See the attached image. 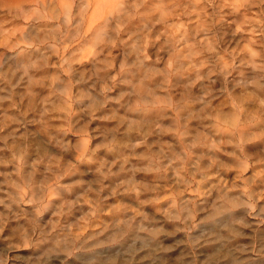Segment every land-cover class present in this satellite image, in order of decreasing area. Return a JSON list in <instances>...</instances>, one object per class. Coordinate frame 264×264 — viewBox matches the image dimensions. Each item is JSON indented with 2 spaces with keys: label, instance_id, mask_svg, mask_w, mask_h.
I'll return each mask as SVG.
<instances>
[{
  "label": "rangeland",
  "instance_id": "rangeland-1",
  "mask_svg": "<svg viewBox=\"0 0 264 264\" xmlns=\"http://www.w3.org/2000/svg\"><path fill=\"white\" fill-rule=\"evenodd\" d=\"M222 1L224 0H216L214 8H207L209 16H212L213 12L216 13L212 21L216 26L207 33L209 43L215 37L216 43L214 45L211 43L215 53H204L193 61V63L198 60L207 61L209 67L203 68L199 75L210 78L197 83L190 90L193 94L187 97L189 107L181 121L184 122V117L192 115L187 129L192 136L198 131L214 133L210 128L214 121L201 119L200 115L219 114L227 118L240 108L249 118L253 115L258 118V122L247 128H256L254 135L262 137L264 37H257L256 45L253 46L249 43L251 37L244 33L232 32L233 20L236 17L229 13L226 7L222 8ZM155 3L156 0H150V5ZM45 6V9L41 8L40 0H0V251L4 254V264H87L93 256L105 257L109 254L126 256L121 249L125 245H129L128 247L140 254L141 245L136 234L126 238L122 236L125 239L116 243L109 239L112 229L107 228L112 227L116 219H133L135 223L140 219V214L124 210L139 209L140 204L134 194L123 191L121 183L128 185L143 183L149 186L159 184L161 189L173 188V191H183V186H176V175L182 166L186 167L187 171L181 172L180 175L186 183L192 184V190L182 196L183 201L189 200L190 204L196 202L201 208L193 211L195 213L193 219L187 223L185 221V228L175 231L174 241L166 239L165 245L171 247L176 244L185 253L181 262L174 259L182 257L183 253L178 254V257L171 255L168 261L174 264H206L209 249L202 247L204 245L202 239L193 246L189 247L187 244L191 236L204 235L209 219L215 224L221 222L220 216L213 219L205 217L210 205L216 201L218 192H233L235 196L241 197L242 188L247 192L254 189V194L263 199V203H258L257 208L264 214V177L259 178V175L264 174L263 147L260 145L253 147L251 142L243 145L248 167L241 173L240 169L243 166H237L236 160L227 154L218 159L210 157L206 152L195 150L188 146L187 142H184L183 148L179 147L174 135L177 134V130L179 133L180 126L173 119L172 112L162 111L154 113L152 119L163 127L148 136L147 144L153 145L152 148L155 147L156 151L160 149V153L151 159L154 167L157 166L155 160L161 159V148L165 145L171 146L170 150L164 148L166 158H163L159 165L165 167L171 163L166 179H157V175L141 171L146 170L147 166L141 159H128L134 155L129 154L132 153L130 148L122 151L127 156L128 163L124 165L125 171H119L117 164L119 158H114L111 152L103 148L99 151L92 150L96 149L104 136L117 126L119 117L127 115L131 118L132 114L119 104L108 103L96 112L95 117L82 112L81 105H73L72 110L75 114L68 117L62 110L63 97L60 96L69 79L74 85L73 96L81 91H90L93 85L98 90V79L117 76L122 64L125 65V75L127 71L131 72L127 78L132 80L133 84L141 77L137 73L138 68H130L131 65L139 63L142 67L153 70L164 68L173 51V46L167 43L166 30L169 33H173L174 30L173 34L180 37V47L184 50L182 54H187L189 49L186 45H190L191 41L187 43L183 41L185 36L193 40L191 34L196 26L189 21H194L196 17L182 15L183 17L177 21L187 27L186 35L183 27L172 25L176 22L167 20L165 23H156V20H153L151 27L138 31L135 39L128 45L96 48L88 45L78 50L75 48L55 50L48 44L52 28L46 23L54 22L47 17L51 9L58 6L56 4L54 7L49 6L48 2ZM149 9L152 10L151 6L140 10L146 12ZM253 11L259 12L260 9L254 8ZM158 14L153 17L157 18ZM28 15L33 19L25 25L23 17ZM222 16H225L224 19H219ZM140 22L138 20L136 23L138 27ZM145 22L141 23V27ZM217 24H223V27L219 25L222 28L216 31L214 29L219 28ZM201 36L204 38L205 34ZM102 38L107 37L103 34ZM122 38H125L124 34ZM28 39L39 44L25 45ZM202 47L194 49L199 52ZM250 47L260 53V59L254 64L250 61L252 59L250 51H246V48ZM129 50L135 52L129 53ZM144 54L148 57L147 61L143 59ZM218 57L223 58L219 64ZM73 59L76 63H72ZM109 59L112 68L107 73L94 75L98 67H103V64H97L96 61ZM187 64L185 61L184 66L187 67ZM254 65L258 67L257 75L249 77L254 72ZM212 72L216 74L213 75ZM57 78L60 82H56ZM161 79L157 77L156 83ZM195 80L193 71L183 76L172 77L173 98L180 99L185 94L186 86ZM122 91H131V88L118 83L108 95L115 98ZM68 119L75 127L64 132ZM241 119L245 117L242 116ZM123 132L122 128L121 134L117 135V139L123 143L142 139L136 134L124 136ZM85 133L90 137L86 159H81L75 150L63 149V143L71 142L72 145L82 143ZM247 144L249 148L246 149ZM189 148L192 150L191 153L188 152ZM186 152L189 154L186 155ZM173 153L179 154L182 160H178ZM241 160L244 159L237 158V161ZM104 161L106 164L111 162L110 166H107L110 175L108 174L106 178H103L100 171L105 167ZM57 163L59 167L56 166ZM130 166L132 168L129 169ZM45 192L51 193L53 198L42 203ZM147 198L140 197L141 200ZM241 199L234 212L247 220L260 215L258 211H249V206L243 204L245 201L247 203L248 197ZM114 206L122 210L113 212ZM165 207L166 204L159 205L161 209ZM156 209L155 205H146L142 212L147 216L162 219V222L163 216L159 211L156 212ZM185 219V216L181 217V220ZM163 225L170 227L165 222ZM169 232L172 231L169 229ZM95 239L101 243L93 244ZM239 244L240 248H243V245L249 247L252 250L249 256L264 264V253L260 251L263 249L258 234L253 233L246 239H241ZM154 257H146L143 260L142 256H137L131 264H159Z\"/></svg>",
  "mask_w": 264,
  "mask_h": 264
},
{
  "label": "clouds",
  "instance_id": "clouds-1",
  "mask_svg": "<svg viewBox=\"0 0 264 264\" xmlns=\"http://www.w3.org/2000/svg\"><path fill=\"white\" fill-rule=\"evenodd\" d=\"M146 6H151V12L141 13L139 10ZM216 0H167V3L164 0H156L155 4L150 5V0H118L117 8L118 10L114 15L109 16L104 20V23L100 26L98 31H101L107 37L106 41H96L93 39L92 45L94 48L99 47V45L104 44L108 47H115L119 39L120 33L124 27H126L127 22L131 19H135L137 16H152L157 13H163L160 19L156 20V23H165L168 19L179 20L180 16H195L196 19L190 20L189 23L194 24L196 27L194 29L195 35H200L204 33V39L198 42L199 45H203L200 48L199 52H194L191 49L196 47L195 45H186L189 48L187 54L183 53V48L180 47V37L175 36L174 30L173 33L165 32L168 36L167 43L173 45V51L171 52L170 59L168 63L162 69H156L151 72L148 76L142 77L138 83L133 84L132 80L128 79L127 76L131 75L130 71L125 69V65H121V71L117 76H107L104 78H99L97 83L99 84V89L93 85L90 91H81L79 94L73 96L72 88L74 87L71 79L65 86L64 91L60 93V96L63 97V111L68 114V117H71L75 113L72 110L73 105H81V111L85 114L95 117L96 112L105 107L108 103H115L121 105V107L126 108L128 113L132 114V117L121 116L119 117V123L117 126L112 129L107 135L104 136L103 141L97 145L96 149L92 151H99L100 149H106L109 152L114 151L119 148H130L133 153L135 150L141 147L147 148L148 152L141 156H131L128 159H148L149 153L153 145L147 144L148 136L155 131L161 130V124L152 119L154 113H159L162 111L172 112L173 119L179 123V120L182 118V114L188 110L189 100L187 94L190 92L195 85L203 80L209 79L210 77L199 75L200 71L203 68L209 67L207 61H201L197 66L193 61L199 55L204 53H215V48L210 46L208 41L207 33L212 30L215 26L212 22L216 13L213 12L212 16H209L207 8L215 7ZM222 7H229L233 10L234 14H241L243 19L237 24L236 32L244 33L246 36L251 37L249 43L251 45H256L257 37H264V0H224ZM165 8H170L171 11L164 12ZM254 8H259V12H254ZM177 9H182L179 15H175ZM25 19V25L32 21L33 17L28 15L23 17ZM75 17L65 20V32L62 34V40H68L70 44H75L79 39L83 38L82 29L84 27V17L81 16L79 22L75 25V28L72 26V20ZM233 23H236L233 21ZM184 35L187 34V27L183 26ZM72 31L76 32L75 36H70L69 33ZM112 33V35H108ZM236 33H234L235 35ZM126 43V42H125ZM213 45L216 43L215 37L212 38ZM135 47V46H134ZM246 51L252 52V63L254 64L256 60L260 59V53L252 49L246 48ZM99 55V53H97ZM95 59V57H93ZM144 61L148 60L146 54L143 56ZM223 60L222 57H218L217 64L221 63ZM187 61V67L184 66V62ZM72 63H76L73 59ZM97 64H103V67H98L94 75L99 73H107L112 68L111 60L107 61H96ZM35 67V65H33ZM141 64L136 63L130 66V68H140ZM195 71L197 73L196 80L189 83L185 88V94H183L180 99H174L172 95V77L180 75L183 76L185 73ZM221 71H223L221 69ZM211 74H216L212 72ZM70 75V74H69ZM227 75V73H225ZM124 78L121 79L120 77ZM161 77L159 83H155L156 78ZM56 82H60L59 79H56ZM124 84L131 88V91H122L118 94L117 97L112 98L108 95L109 92L113 91L117 84ZM100 97L103 99L101 100ZM126 103H122L125 102ZM87 102V103H85ZM245 119H241V117ZM192 115L190 114L187 117H184L186 120H190ZM201 119L213 120L214 123L210 126L217 135L226 134L232 139L227 141L213 142L212 147L216 150H220V146L227 143L236 148H242V145L249 142L248 137L245 135L246 128L258 122L256 116L248 117V114L240 108H237L234 114L228 116L227 118L221 117L219 114H202L199 116ZM67 127L63 129L64 132H67L69 129L75 127L71 123V120H66ZM186 127V125H185ZM124 129L122 135L131 136L136 134L137 136L142 137L135 142L128 141L126 143L121 142L117 139V135L121 134V129ZM79 135V132L76 133ZM177 134L178 130H177ZM264 135V133H261ZM111 137V139H109ZM184 137H181V142H183ZM90 142V137L87 133L82 137V143H77L72 145L71 142L63 143V149L65 151L75 150L81 159L87 158L88 144ZM164 148L171 149L170 145H165L161 148V159H156V167L149 169H141V171L155 172L158 174L160 179H166L167 172L171 168V163L165 167H160L161 160L164 157ZM189 153L186 152V155ZM235 155V153H232ZM239 159V158H238ZM175 161H173L174 163ZM243 167L240 169L241 173L247 170L246 158L242 160ZM59 167V164L56 165ZM186 167H181L176 175V186H183V191L176 190L173 191V188L161 189L159 184L154 186H149L143 183H133L131 185L121 183V188L125 193L134 194L137 201L140 204L139 209H124L125 211H133L137 214L144 215L142 208L146 205H155L160 214L170 220H180V206L185 202L181 200V197L184 196L185 192L192 190V184L186 183L183 176L180 175L181 172H186ZM193 183L195 181L193 180ZM174 186V187H176ZM59 187V185H57ZM31 189L29 188V191ZM241 198L247 197L249 193L246 189L242 188L240 190ZM141 196L148 197L145 200H141ZM53 198L51 193L45 192L42 198V203L49 201ZM166 204V207L161 209L159 205ZM122 209L114 206L113 212L120 211Z\"/></svg>",
  "mask_w": 264,
  "mask_h": 264
},
{
  "label": "bare ground",
  "instance_id": "bare-ground-1",
  "mask_svg": "<svg viewBox=\"0 0 264 264\" xmlns=\"http://www.w3.org/2000/svg\"><path fill=\"white\" fill-rule=\"evenodd\" d=\"M47 2L49 6L51 5L53 6L54 4L58 6V8L56 7L52 8L51 13L47 17L48 20L50 21L53 20L54 22L46 23V24H50L48 26H51L52 28L50 32L51 35H50V40L48 44L53 46L55 50H59V49L66 50L69 48H75L76 50H78L80 47H85L88 45L93 47L92 45L93 39H95L96 41H106L107 38H102L104 33L101 31H98V29L104 23V20L106 18H108L111 15H114L115 12L118 10L117 8L118 0H40L41 8L45 9L46 7L45 5L47 4ZM164 2L167 3V0H164ZM223 3L224 1H222V5ZM218 8H220V4H218ZM222 8H225V7H222ZM226 8L229 13L235 15L236 17V19L233 20L236 23L232 24L233 25L232 32H236L237 24L243 19V16L241 14H234L233 10L229 7H226ZM139 11L141 13H145V10L143 12L141 10ZM151 11L152 10L149 9L146 12H151ZM168 11H171V9L170 8L164 9V12H168ZM181 11L177 9L174 16L179 15ZM162 15L163 13H159L157 18L153 17V15L152 16L140 15V16H137L135 19L129 20L127 22L126 27H124L123 30L121 31L119 39L116 43V46L128 45L133 39H135V36L138 31H141L142 28H145V29L150 28L153 23V20L160 19ZM81 16H83L85 20L84 27L82 29L83 38L79 39V41L75 44H70L68 40H62V34L65 32V20L75 17V19L72 20V26L73 28H75V25L79 22ZM182 17L183 16L181 15L179 20ZM224 17L225 16H222L219 19H224ZM138 20L141 21L139 24V27L136 25ZM168 20H171V22H176L174 24L172 23L174 27L176 26V27L182 28V24H179L176 20H174V17ZM143 21H146V22L141 27V23ZM217 25L219 27V25L222 26L223 24H217ZM222 27H219V28L216 27V29L214 30L217 31V29H221ZM111 34L112 33H109V35ZM122 34H124L125 36L124 39L122 38ZM69 35L75 36L76 32L72 31L71 33H69ZM191 35H193L194 37L193 40H190L188 36L187 37L185 36V40L183 41V43H187L188 41L189 42L191 41V43L195 45L196 47L203 46V45L198 44V40L200 41L204 39L201 36L203 35V32L201 35L197 36L195 35L193 31ZM182 39H184V37ZM191 43L190 45H192ZM32 44L38 45L39 43L33 42L30 39H28V42L25 43V45H32ZM209 44L210 46H212L211 43ZM99 46H105V45L101 44ZM170 46H173V45H170ZM105 47H108V46H105ZM250 49H252V47H250ZM191 50L196 52L194 48H192ZM131 52H135V50H129V53ZM250 54H251L250 56H252L251 51H250ZM252 60H253V57L250 60L251 63H252ZM199 62L200 60H198L194 64L196 65L200 64ZM140 68L141 70L139 68L137 69V73L139 74V77L141 78L146 77L151 72L155 71L149 67L148 68L140 67ZM257 68L258 67L254 65V72L249 77L257 75V71H256ZM193 73L195 74V76H197V73L195 71H193ZM101 74L103 73L101 72ZM141 78L136 79L137 83L140 81ZM84 82L86 81L84 80ZM191 94H193V92H189L187 94V97H191ZM183 115H186V114L183 113L182 118H183ZM181 119L179 120V123H178V125L180 126L179 134H176L178 136L174 135V139L176 140L177 145L179 144V147H182L184 142H187L189 144L188 146H192L195 150H199L201 153L206 152V154L210 155V157H216L219 159V157L227 154L232 159L236 160L235 164L237 166L239 167L243 166L242 160L237 161V158L239 157L241 159H244L245 152L243 148L237 149L236 147L230 144H227V143L221 145L220 150H216L212 147L213 142L218 143L221 140L227 141L229 139H232L231 137H229L226 134L217 135L216 132L211 127L210 128L212 129V132L214 133L198 131L192 136V134L190 135L189 130H187L189 120L184 119L183 120L184 122H182ZM177 127L175 128V130L177 129ZM255 130L256 128H251V129L246 128L245 135L248 137V140L249 142H251V145L253 147L258 146V145L262 146L263 153H264V135L262 137L255 136L254 135ZM181 137H184L183 142H181ZM245 148L246 149L249 148V145L247 144ZM155 149H156L155 147L151 149V153H149L148 159H141L142 161L145 162L147 166L146 169L155 168L151 159L153 156L158 155L160 153V149H158V151H156ZM225 149H229L230 151L229 152L225 151ZM124 150H127V148L126 149L119 148L114 151H111L112 155H114V158L120 159V161H118L119 163L116 162L119 165V169H118L119 171H123L124 165L128 163L127 156L124 155L125 154L124 152L122 153V151ZM147 152H148V149L145 150V149L138 148L135 150V153L132 152L129 154L130 155L134 154L135 156H141ZM188 152L191 153L192 150L190 149V151ZM232 153H235V155H232ZM173 154H175L178 160H182L179 154H176V153H173ZM110 163L106 164L105 161L103 162V166L105 167L104 168L102 167V169L100 170L103 178H106L108 174L110 175L109 167H107V166H110ZM17 166L19 165L17 164ZM130 168H132V166H130L129 169ZM146 173H149V172L146 171ZM150 173H152L153 175L154 174L157 175V179H159L157 173L155 172H150ZM263 177H264V174L261 176L259 175V178H263ZM219 193L220 192H218L217 194L216 201L210 205V210L207 212L208 214H206L205 217L213 219L217 216H220L221 222L218 224H215L212 222L211 219H209L210 221H207L208 228L204 232V235L200 237L191 236V238L188 240L189 242L187 245L189 247L193 246L194 244L198 243V240L202 239L201 242L202 244H204L202 247L204 249H209L206 254V264H262L259 260H253L249 256V254H252L251 253L252 250L249 247L243 245V248H240L241 246L239 247L240 245L239 241L241 239H246L247 237H249V235L253 233L254 234L256 233L259 235L260 240H261L260 246L263 250L260 249V251L264 253V214L261 213L260 209L257 208V204L263 203V199H260L259 195L254 194V189L248 190V193H249V195L247 196L248 201L247 203L246 201L243 202V204H246V206H249L248 208L249 211H258L260 215L256 216V218L254 219L247 220L243 218L242 215H239V213L237 214L236 212L233 211L239 206V203H241L242 201L240 196H235L233 192H228V191H225L224 193H220V194ZM263 194H264V188H263ZM182 201H183V197H182ZM184 202L185 203L181 204L180 206V220H170L163 216V221L161 222L162 219L150 217L149 215L147 216L145 214L140 215L139 217L140 219H138L137 223L133 222L132 221L133 219L132 220L131 219L121 220L120 218L116 219V222L113 223V226L112 227L109 226L107 228V229H110V228L112 229L111 232L109 233V236H110L109 239L112 242L116 243L118 240H124L127 236L131 234H136L135 236L138 237L139 244L141 245L140 254H137V252L134 251L133 248L128 247L129 245L127 246L125 245L121 247V249L124 250V253H126V256L125 255L116 256L113 254H109L105 257L93 256L92 258L89 259L87 264H131V262L136 260L137 256H142L143 260L146 257L149 258L150 256H155L156 261H158L159 264H174V262L170 263L168 261L169 257L171 255H174V256H177L178 254L181 255L183 251H181L182 249L176 244L171 247L168 245H165V241L166 239H169V241H174L175 236H173V234L175 233V231H178L180 229L182 230V228H185L184 224H186L187 222H190L191 219H193V214H195L193 211L197 209L199 210V208H201L198 204H196V202L194 203L191 202L192 204H190L189 200L188 201L184 200ZM155 207L157 208V206ZM157 211L158 210L156 209V212ZM182 216H185L186 219L181 220ZM163 222L167 223L170 227H165L163 225ZM169 229L172 232H169ZM167 234H171V235L169 236ZM122 236H124L125 238H122ZM67 240L68 239L66 238L65 241ZM93 242H94L93 244L101 243L100 240H96V239ZM184 255L185 253L182 254V257L180 256V258L174 259V261H177L179 259V261L181 262ZM3 258H4L3 251H0V264H4Z\"/></svg>",
  "mask_w": 264,
  "mask_h": 264
}]
</instances>
